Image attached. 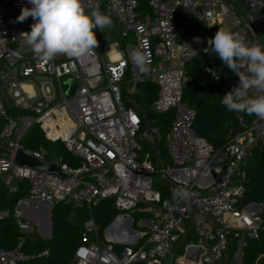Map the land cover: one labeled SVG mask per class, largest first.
I'll return each mask as SVG.
<instances>
[{"label":"built area","instance_id":"obj_1","mask_svg":"<svg viewBox=\"0 0 264 264\" xmlns=\"http://www.w3.org/2000/svg\"><path fill=\"white\" fill-rule=\"evenodd\" d=\"M229 1L264 9V0ZM83 2L86 10L89 4L99 5L105 14L116 4L111 15L114 24L121 29L123 38H134L136 47L147 45L151 71L138 74L131 45L116 51L113 60H106L94 50L91 56L80 59L60 55L42 62L22 36L30 32L34 20L29 17L23 23L16 22L21 8L31 5L27 0H0V90L7 92L16 107L36 116L20 119L18 128V123L6 116L0 97V140L7 141L10 149L9 155L0 154V182L9 175L29 187L27 199L17 203L13 214L22 236L15 248L0 249V264H32L34 256L21 250L26 237L32 234L20 209L27 203L50 208L55 204L70 205L92 215L83 226L82 244L70 264H162L161 257L173 256L174 247L177 252L182 247L183 253L173 256L175 264L219 263L228 250L229 234L245 231L257 239L258 232L264 231L263 204L242 203L246 161L252 149L264 143V120L252 115L247 123L242 112L232 111L239 130L226 148H214L194 132V112L183 100L186 67L192 59L212 53L208 30L217 9L233 16L238 28L234 33L245 37L246 42L247 35L264 28V11L243 23L223 0H147L149 12L139 9V0ZM176 15L184 22H198L201 30L179 38ZM112 45L118 47L114 42L103 49L109 51ZM205 71L223 95L229 92V87L220 83V71L212 63ZM234 75L233 87L239 84V77ZM67 80L75 84L72 95L66 94ZM144 84L157 91L151 113L172 117L168 166L161 158L160 129L152 125L148 113L137 102ZM33 126L39 127L47 140L60 142L77 162L70 166L55 160L66 178L14 162L13 154L18 148L40 161L53 162L47 160L45 149L31 152L22 147L21 138ZM13 136L15 141H11ZM145 141L155 148L157 170L150 155H141ZM154 173L158 185L166 187L172 198L177 189H186L190 197L162 200L161 192L152 188ZM108 199L118 214L111 235H130L132 244L122 246L100 237L93 212ZM139 203L154 206L147 212V220L137 223L140 231L128 232L130 212ZM8 216L9 212L0 207V221ZM48 253L46 249L38 256L47 257Z\"/></svg>","mask_w":264,"mask_h":264},{"label":"trees","instance_id":"obj_2","mask_svg":"<svg viewBox=\"0 0 264 264\" xmlns=\"http://www.w3.org/2000/svg\"><path fill=\"white\" fill-rule=\"evenodd\" d=\"M139 9L149 12L147 0H139ZM200 30L201 27H195L190 35L196 34ZM217 31L218 29L211 28L208 30V34L213 38ZM95 34L99 45L95 49L96 51L101 50L107 44L115 42L111 35L106 36L100 30H96ZM122 44L124 43L122 42ZM209 63H212L216 69H220V83L227 85L229 91L233 88L236 82L234 72L225 64L222 65L218 54L212 51L210 56H199L188 63L183 100L188 103L194 112V132L209 142L214 148L224 149L233 135L237 133L239 127L232 113L222 105L221 99L224 95L220 92L215 80L205 71V67ZM156 93L155 88L144 84L137 95V102L148 113L147 115L152 125L158 126L161 136H165L169 134L172 117L170 115L156 116L151 113L150 105ZM242 114L247 123L251 121L252 115H248L246 112H242ZM21 145L24 149L31 152L45 149L48 152L47 159L49 161L60 160L62 164L77 165V162L66 153L61 143L47 140L37 126L30 128ZM246 175L247 180L242 203H261L264 206V143L252 149L250 157L246 161ZM28 191L29 187L25 181L18 182L17 189L14 192H8L6 186L1 184L0 207L8 211L9 216L0 221V249H13L19 243L22 233L16 224L13 214L17 203L28 197ZM160 192L162 200L173 201L166 188H161ZM93 213L98 233L103 239L104 230L118 215L113 208L112 200L102 201ZM132 215L135 217V220H133L134 229H137V222L141 218L147 219L149 217L148 213L140 214L136 210L132 211ZM91 218L92 215L85 210H77L70 205L55 204L50 212L51 238L43 240L36 238L34 234L28 235L21 246V250L24 254L34 256V259L31 260L32 264H70L75 250L82 244L81 233L83 226ZM228 239L229 248L232 253H235L240 235L233 232L229 234ZM46 249L49 250L47 257L38 256ZM180 251L182 253V247ZM260 255H264L263 230L258 232L257 239L248 237L245 239L241 264H254ZM217 264L225 263L222 259Z\"/></svg>","mask_w":264,"mask_h":264},{"label":"clouds","instance_id":"obj_3","mask_svg":"<svg viewBox=\"0 0 264 264\" xmlns=\"http://www.w3.org/2000/svg\"><path fill=\"white\" fill-rule=\"evenodd\" d=\"M31 7H22L16 22L23 23L29 17L34 20L30 32L22 33L26 44L42 62H49L60 55L73 59L91 56L99 46L95 29L105 32L114 27L111 18L116 8L114 3L107 14L99 5L83 0H27ZM197 40L199 38H196ZM213 52L238 77V86L233 87L221 99L229 111L246 112L264 120V45L248 43L245 37L226 27H220L208 40ZM138 74L151 71L147 45L142 44L131 52ZM186 189L174 191L173 199L187 200Z\"/></svg>","mask_w":264,"mask_h":264},{"label":"rangeland","instance_id":"obj_4","mask_svg":"<svg viewBox=\"0 0 264 264\" xmlns=\"http://www.w3.org/2000/svg\"><path fill=\"white\" fill-rule=\"evenodd\" d=\"M140 10L142 12H146L144 9H140ZM96 30L98 31L99 29H95L94 31L96 32ZM104 33H105L106 36L111 35L113 37V39H115V42L118 44V47H117V45H112L109 48V51H106L103 48L98 51L100 53V55L103 56L106 60H108V59L109 60H113L114 59L113 56H116L115 52L116 51H120L121 49H123L122 47L127 48L129 45H131L133 49L136 48L134 38L131 35H128V37L124 39L122 37V35H121V33H122L121 29L118 28L115 24H114V27L111 28V29L106 28ZM122 42L124 44H122ZM110 44H112V43H110ZM0 97H1V101H2L3 107H4V111L6 112V116L8 118H11L14 121H16L18 123V128H20V124H19V120L20 119L25 118V117H31V118H35L36 117L33 113H31L29 111H26L24 109H20V108L16 107L15 104H14V101L8 96L7 92L4 89L2 91L0 90ZM24 138H25V134L21 138L22 139L21 142L23 141ZM168 140H169V136L168 135L161 136V143H160V149H162L161 158H162L163 163H164L165 166H168V164L170 163V159H169L168 152H167ZM11 141H15V137L14 136L11 138ZM9 153H10V149H9V146H8V142L0 140V154L9 155ZM145 154H149L150 155V159L153 161L155 170H157V167L155 165L156 157H157L155 155V148H154V146L152 144H150L147 141L142 143V153H141V155L143 156ZM156 174L157 173H154L152 175V182H153V187L152 188L154 190L161 191V188H166V187H160L158 185V183H157V175ZM5 178H8V177L3 176L2 179L4 180ZM84 179L88 180V177H84ZM2 182L5 183V181H2ZM12 182H13L12 180H10V182H8V180H6V183H7L6 185H7L9 190H11L12 187H14L12 185ZM35 206H37L38 208L40 207V209L43 211V213L37 214V215H35L34 219H29L27 221L29 223V225L32 227V234H30V235L34 234V236L36 238L43 239V240H49L50 239L49 236L51 235L50 212H51L52 208L46 207V206H43V205H40V204H37ZM153 206L154 205H152V204L139 203L135 210L138 213H140V214L147 213ZM25 210H26V208L23 209V212ZM132 211L130 212V217H131L132 220H135V217L132 215ZM146 220L147 219H145V218H141L139 221H146ZM139 229L140 228L138 226H137V229H134L133 226H132V230L135 231V232H139L140 231ZM104 238L106 239L105 235H104ZM239 245L240 244L238 243L235 253H232L231 249L229 248L228 253L223 257V260H224L225 264H240L241 251L239 249L240 248ZM171 252H172L173 256H179V255L183 254V253H181V251L177 252V248L176 247H174Z\"/></svg>","mask_w":264,"mask_h":264},{"label":"crops","instance_id":"obj_5","mask_svg":"<svg viewBox=\"0 0 264 264\" xmlns=\"http://www.w3.org/2000/svg\"><path fill=\"white\" fill-rule=\"evenodd\" d=\"M229 8L231 9V11L242 20L243 23H248L250 17H254V16H258L260 15L264 9L262 7H256V8H250L247 4L240 2V1H229L228 0V4ZM195 27H200V24L194 20L191 21H185L184 25H183V34L181 37H186L189 36L190 34H192V29ZM210 29L211 28H215V29H219L220 27H226L228 29H230L231 31L235 32L238 30V28L236 27L234 18L232 15L230 14H226L223 15L218 9L215 11L214 17L212 18V20L210 21ZM248 36V43H255L258 42L262 45H264V28L261 27L259 29H256L254 31L253 35H247ZM115 59V58H114ZM222 65L224 64V62L221 63ZM220 71V69H219ZM187 80V78H186ZM60 143V142H59ZM10 154V153H9ZM149 155V154H148ZM250 157V156H249ZM248 157V158H249ZM5 178L4 180L1 178V184H4L6 186V189L8 192H14L17 189V184L20 181L14 180L12 179L9 175H4ZM6 180H8V182H10V180H12V185L14 187H12L11 190L8 189L7 187V183ZM2 181H5L2 182ZM27 198L20 200V201H24ZM35 205H32L30 203L27 204H22V206L20 207V209L23 211L24 208H26V210L23 212L24 213V220L28 221L29 219H34L35 215L37 214H41L43 213V211L40 209V207H34ZM240 235V239L238 241V243L240 244V251L242 254V248L245 246V239L248 237V233L245 231H238ZM252 239V238H251ZM229 240V239H228ZM237 243V245H238ZM229 251V247L228 250L226 251V253L224 254V256L228 253ZM240 254V256L242 257V255ZM223 256V257H224ZM261 256V255H260ZM223 259V258H222ZM241 264V261H240Z\"/></svg>","mask_w":264,"mask_h":264},{"label":"water","instance_id":"obj_6","mask_svg":"<svg viewBox=\"0 0 264 264\" xmlns=\"http://www.w3.org/2000/svg\"><path fill=\"white\" fill-rule=\"evenodd\" d=\"M223 1L226 4H228V0H223ZM176 20L178 24L179 38H181L183 34L184 21L179 17V15H176ZM64 85L69 87L66 94L72 95L75 90V84L71 80H67L64 82ZM13 160L20 167H28V168H31L37 171L47 172L49 174H56L62 179L66 178V175L59 170L57 161H53V162L40 161L32 157L31 155L27 154L25 150L21 148H18L15 150L13 154ZM114 223H115V220L111 222V224L108 225V227L104 230L105 236L109 235L111 231V227L114 225ZM132 226H133V221L131 218H129L127 220V231L128 232H133ZM49 237L51 238V235ZM114 243L124 246V245L132 244V241L129 238L128 241L126 242H122V243L114 242ZM161 260H162V264H173V256L171 254H166L165 256H162ZM263 262H264V255H261L256 259L254 264H262Z\"/></svg>","mask_w":264,"mask_h":264},{"label":"bare ground","instance_id":"obj_7","mask_svg":"<svg viewBox=\"0 0 264 264\" xmlns=\"http://www.w3.org/2000/svg\"><path fill=\"white\" fill-rule=\"evenodd\" d=\"M114 58H116L117 56H113ZM116 226V223L111 227V230L114 229V227ZM106 238L110 241H114V242H118V243H122V242H126L128 241V239L130 238V235H121V236H117V237H113L111 235V232L109 233L108 236H106ZM131 240V238H130Z\"/></svg>","mask_w":264,"mask_h":264}]
</instances>
